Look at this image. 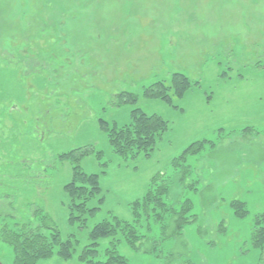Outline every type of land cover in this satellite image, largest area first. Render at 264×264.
<instances>
[{
	"label": "rangeland",
	"instance_id": "rangeland-1",
	"mask_svg": "<svg viewBox=\"0 0 264 264\" xmlns=\"http://www.w3.org/2000/svg\"><path fill=\"white\" fill-rule=\"evenodd\" d=\"M178 72L192 84L172 103L143 95ZM136 105L169 124L154 149L123 157L104 126L128 124ZM91 145L101 159L78 164L100 174L88 203L100 207L81 227L64 189L74 163L60 154ZM161 185L166 209L146 212L136 202ZM188 200L195 219L166 238ZM113 216L145 236L132 246L120 234L129 264H264L253 242L264 224V0H0V230L51 225L73 255L55 248L36 264H88L91 229ZM14 252L1 238L0 263Z\"/></svg>",
	"mask_w": 264,
	"mask_h": 264
},
{
	"label": "trees",
	"instance_id": "trees-1",
	"mask_svg": "<svg viewBox=\"0 0 264 264\" xmlns=\"http://www.w3.org/2000/svg\"><path fill=\"white\" fill-rule=\"evenodd\" d=\"M166 83L165 81L154 82L146 87L143 95L146 97H158L165 102L172 103L173 95L174 97L175 95L176 97L181 96L184 90L192 84V81L185 74L178 72L173 75L169 84ZM157 89L158 94L154 95L152 90ZM171 91L173 93H170ZM118 95H120L119 97L125 103L130 102L135 104L139 98L138 94L127 91ZM131 114L132 120L128 124L121 126L113 125L110 128L107 125L104 126L108 131V137L114 151L123 157L135 156L139 152L154 149L157 140L162 137L169 124L168 120L164 119L161 115L157 113L149 114L138 105L132 109ZM93 152L95 153L96 151L93 145H91L89 147H79L60 154L63 159H69L74 163L72 180L65 185L64 189L68 197L66 202L69 208V220L71 223L79 222L81 227L86 225L88 216L100 207V205L88 206L89 201L101 190L100 174L86 173L82 170L80 164H78L82 157L90 155ZM102 155L103 151L96 152L98 159H101ZM101 164L106 165V162ZM102 173H105V170ZM166 193L167 187L165 185L157 188L154 187L148 190L147 194L136 203L140 202L142 204L141 207L145 208L146 212H149V206L153 209L156 206L154 211L163 207V209H166V202L163 200V195ZM99 201L102 202L103 198H100ZM190 202L188 200L183 205L184 208L182 211L174 216L175 218L169 222L170 224H167L166 238H182L183 227L192 222L193 217L195 219L196 216L190 214ZM238 204V207L235 208L236 212L238 215H243L247 212L245 203L238 201ZM138 215L139 212H137ZM121 222L123 221H120L117 216H113L110 221L104 219L95 224L89 235L91 241L83 248L79 258L88 264H129L127 258L116 248L120 240V234H123L126 241L132 246L145 236L141 237L137 233L135 226L131 223H127V225L125 223L124 228L120 227ZM5 223V226L0 230V239L2 238L14 248L13 264H36L41 259L51 257L55 252V248H57V254L62 258L67 259L73 255L74 243L71 238L66 240L62 239L60 233L55 229L50 230V234L43 231V229L54 228L51 225H46L47 228H44L43 225L31 228L29 223L22 220H18L15 226H10L7 222ZM257 225L259 227L255 230L253 242L256 247L264 248V224H261V221L258 220ZM119 230L121 233H119ZM105 237H112L110 239V246L105 250V257L98 259L97 246L99 245V240ZM172 254L171 256L173 258ZM185 264H191V262Z\"/></svg>",
	"mask_w": 264,
	"mask_h": 264
},
{
	"label": "water",
	"instance_id": "water-1",
	"mask_svg": "<svg viewBox=\"0 0 264 264\" xmlns=\"http://www.w3.org/2000/svg\"><path fill=\"white\" fill-rule=\"evenodd\" d=\"M1 264V263H0Z\"/></svg>",
	"mask_w": 264,
	"mask_h": 264
}]
</instances>
